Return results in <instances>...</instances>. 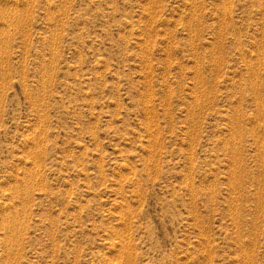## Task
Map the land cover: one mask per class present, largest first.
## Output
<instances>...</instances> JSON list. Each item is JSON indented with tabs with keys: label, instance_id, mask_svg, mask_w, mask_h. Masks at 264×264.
<instances>
[{
	"label": "rangeland",
	"instance_id": "obj_1",
	"mask_svg": "<svg viewBox=\"0 0 264 264\" xmlns=\"http://www.w3.org/2000/svg\"><path fill=\"white\" fill-rule=\"evenodd\" d=\"M0 264H264V0H0Z\"/></svg>",
	"mask_w": 264,
	"mask_h": 264
},
{
	"label": "bare ground",
	"instance_id": "obj_2",
	"mask_svg": "<svg viewBox=\"0 0 264 264\" xmlns=\"http://www.w3.org/2000/svg\"><path fill=\"white\" fill-rule=\"evenodd\" d=\"M200 103V102H199ZM198 107V106H197ZM238 133V132H237ZM211 195V194H210ZM251 227V226H250ZM242 245V244H241ZM248 251V250H247ZM250 251V250H249ZM245 255V254H244ZM247 260V259H246Z\"/></svg>",
	"mask_w": 264,
	"mask_h": 264
}]
</instances>
